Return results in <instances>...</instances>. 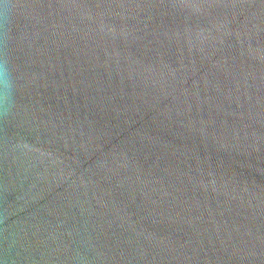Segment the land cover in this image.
Wrapping results in <instances>:
<instances>
[{
  "label": "water",
  "instance_id": "water-1",
  "mask_svg": "<svg viewBox=\"0 0 264 264\" xmlns=\"http://www.w3.org/2000/svg\"><path fill=\"white\" fill-rule=\"evenodd\" d=\"M0 264H264V0H4Z\"/></svg>",
  "mask_w": 264,
  "mask_h": 264
},
{
  "label": "clouds",
  "instance_id": "clouds-1",
  "mask_svg": "<svg viewBox=\"0 0 264 264\" xmlns=\"http://www.w3.org/2000/svg\"><path fill=\"white\" fill-rule=\"evenodd\" d=\"M4 0H0L3 3ZM15 87L8 62L0 57V117L9 114L12 107L10 94Z\"/></svg>",
  "mask_w": 264,
  "mask_h": 264
}]
</instances>
